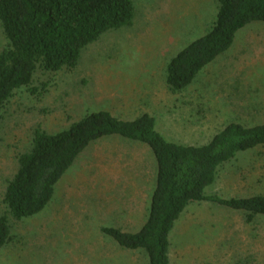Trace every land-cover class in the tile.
<instances>
[{
    "label": "rangeland",
    "instance_id": "1",
    "mask_svg": "<svg viewBox=\"0 0 264 264\" xmlns=\"http://www.w3.org/2000/svg\"><path fill=\"white\" fill-rule=\"evenodd\" d=\"M131 27L89 46L73 72L36 73L0 115V215L17 158L30 150L36 127L51 134L85 115L108 111L123 120L144 113L168 140L205 145L230 123H264V22H254L184 91L166 86L170 60L205 35L217 15L215 0H135ZM4 36L0 26V51ZM152 151L120 137L91 144L57 186L39 215L13 221L0 264H149L143 251L123 250L102 228L137 232L147 220L156 183ZM209 194L264 195V146L240 154ZM171 264H264V217L209 203L190 205L170 235Z\"/></svg>",
    "mask_w": 264,
    "mask_h": 264
},
{
    "label": "trees",
    "instance_id": "2",
    "mask_svg": "<svg viewBox=\"0 0 264 264\" xmlns=\"http://www.w3.org/2000/svg\"><path fill=\"white\" fill-rule=\"evenodd\" d=\"M217 15L210 30L173 57L166 68V86L176 95L233 45L237 33L264 22V0H215ZM135 0H0V115L15 93L33 88L37 72H73L82 53L107 33L131 27ZM156 119L144 113L123 120L108 111L88 113L69 129L51 134L38 126L32 146L17 158L8 180L0 215V250L11 242V224L41 214L78 157L103 138L120 137L147 146L157 175L147 220L137 232L102 228L120 248L143 251L149 264H171L170 235L190 205L209 203L243 212L247 223L264 217V195L224 198L209 194L221 171L236 158L264 146V123H230L205 145L180 144L156 129Z\"/></svg>",
    "mask_w": 264,
    "mask_h": 264
}]
</instances>
